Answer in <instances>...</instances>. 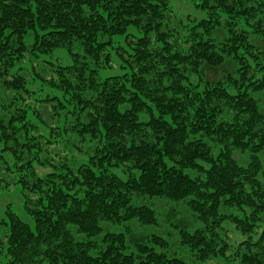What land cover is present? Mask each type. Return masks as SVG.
Segmentation results:
<instances>
[{
	"label": "trees",
	"instance_id": "trees-1",
	"mask_svg": "<svg viewBox=\"0 0 264 264\" xmlns=\"http://www.w3.org/2000/svg\"><path fill=\"white\" fill-rule=\"evenodd\" d=\"M197 5L0 0L8 264H264V0Z\"/></svg>",
	"mask_w": 264,
	"mask_h": 264
},
{
	"label": "rangeland",
	"instance_id": "rangeland-1",
	"mask_svg": "<svg viewBox=\"0 0 264 264\" xmlns=\"http://www.w3.org/2000/svg\"><path fill=\"white\" fill-rule=\"evenodd\" d=\"M199 0H170V4L172 7L173 14L179 19H185L188 16L195 18L196 20H201L208 17V13L205 9L198 6ZM44 59H50L56 63L67 64L69 63L70 57L68 56L65 49H59L52 56H44ZM114 61L117 63L119 61L118 56L113 54ZM124 71V69L119 68L118 64H116L115 68L104 69L101 72L102 77H106L109 75L120 74ZM35 90H39V85L34 87ZM42 94H45L42 93ZM39 95V93H38ZM77 164L84 160V156L76 153ZM11 207L24 221L28 222L31 226H34V220L32 217L25 211L23 206V195L21 192V188L19 184L12 185L9 189H3L0 191V221L7 217L6 210L8 207ZM229 233L234 239H242L243 236L235 229H230ZM8 259L5 253L0 252V264H8Z\"/></svg>",
	"mask_w": 264,
	"mask_h": 264
}]
</instances>
